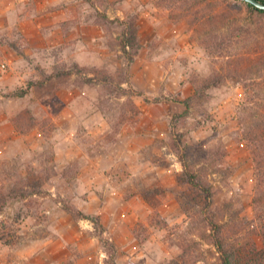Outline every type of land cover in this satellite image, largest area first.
Returning <instances> with one entry per match:
<instances>
[{
    "label": "rangeland",
    "instance_id": "rangeland-1",
    "mask_svg": "<svg viewBox=\"0 0 264 264\" xmlns=\"http://www.w3.org/2000/svg\"><path fill=\"white\" fill-rule=\"evenodd\" d=\"M156 1L0 0V186L8 189L31 170L71 165L39 193L6 201L0 264H169L186 243L205 264H216L214 246L196 233L200 216L189 218L179 204L188 190L177 181L176 144L198 152L223 146L225 173L208 168L212 208L230 200L243 232L252 231L263 247L264 164L257 169L239 123L247 101H264V84L228 79L172 131L170 120L194 93V79L211 73L212 56ZM104 14L134 20L140 49L131 63L119 46L121 27L99 23ZM254 26L264 34V26ZM76 65L82 78L112 79L80 87L76 73L45 79ZM119 70L129 78L122 86L139 94H116ZM208 164L201 158L199 165Z\"/></svg>",
    "mask_w": 264,
    "mask_h": 264
},
{
    "label": "trees",
    "instance_id": "trees-1",
    "mask_svg": "<svg viewBox=\"0 0 264 264\" xmlns=\"http://www.w3.org/2000/svg\"><path fill=\"white\" fill-rule=\"evenodd\" d=\"M264 2V0H259ZM155 5L165 11L173 21H185L188 24L190 41L199 43L212 56L211 73L204 77H196L193 81L194 93L181 101L183 110L175 113L170 120L172 131H178L185 127L191 117V110L202 109L210 99V90L220 87L228 79L235 83L243 82L256 77L264 84V34L253 29L257 25L260 29L264 26V10L245 0H157ZM257 19L258 21H254ZM99 23L103 27L117 23L121 27L119 46L131 63L140 49L138 42L137 26L134 20L111 19L107 15H101ZM245 48L246 53L240 52ZM129 47V50H127ZM77 67V68H76ZM69 68L66 71H55L45 79L62 74L71 76L76 73L75 84H94L96 81L108 83L112 79L110 74H93L83 76L80 68ZM121 71V70H119ZM120 77V84L116 85L118 96L139 94L130 85L124 88L122 83L129 84L128 75L116 71ZM32 82L31 84H35ZM99 83V82H97ZM111 84V83H109ZM22 91L16 96H22ZM156 101L159 98H155ZM253 103V104H252ZM241 109L240 131L249 145L253 161L260 170L264 162V101H247ZM133 105V104H132ZM133 110L137 111L133 105ZM111 129V128H110ZM113 130V128L111 129ZM117 130H114L116 132ZM206 150L198 152L196 145L189 144L175 146L182 170L177 175V181L187 186L188 192L183 191L179 197V204L189 218L199 215V221L195 224L196 232L201 239L209 241L216 250V264H264V245L257 248L253 242L252 231L243 232L244 224L237 221V213L233 212V203L229 200L220 209H213L214 189L209 179L208 168L225 173L227 166L224 162V150L221 144L212 145ZM209 162L208 166H201L199 162ZM71 166V165H70ZM58 170L54 164L45 168L43 172H27L19 179L12 180L8 189L0 186V212L3 210L9 198H23L29 194L39 193L45 183L53 184L57 177H66L67 170ZM41 173L46 174L44 177ZM47 179V180H46ZM3 190H8L5 194ZM192 207L196 212L193 214ZM66 211L74 217L84 216L82 211L74 207L65 206ZM79 213V214H78ZM96 226L99 225L98 217L93 219ZM263 229H264V224ZM193 241V240H192ZM200 249V243L193 241ZM181 254L170 260L169 264H205L199 251L194 252L189 244L181 245ZM189 255V257H188Z\"/></svg>",
    "mask_w": 264,
    "mask_h": 264
},
{
    "label": "water",
    "instance_id": "water-1",
    "mask_svg": "<svg viewBox=\"0 0 264 264\" xmlns=\"http://www.w3.org/2000/svg\"><path fill=\"white\" fill-rule=\"evenodd\" d=\"M245 1L250 2V3L254 4L256 7L264 10V2H261L259 0H245Z\"/></svg>",
    "mask_w": 264,
    "mask_h": 264
}]
</instances>
